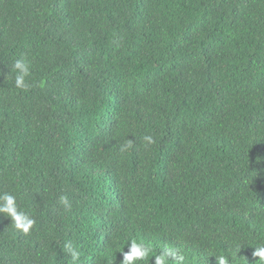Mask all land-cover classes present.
Returning <instances> with one entry per match:
<instances>
[{"label": "trees", "instance_id": "1", "mask_svg": "<svg viewBox=\"0 0 264 264\" xmlns=\"http://www.w3.org/2000/svg\"><path fill=\"white\" fill-rule=\"evenodd\" d=\"M3 193L0 264H261L264 0H0Z\"/></svg>", "mask_w": 264, "mask_h": 264}, {"label": "clouds", "instance_id": "2", "mask_svg": "<svg viewBox=\"0 0 264 264\" xmlns=\"http://www.w3.org/2000/svg\"><path fill=\"white\" fill-rule=\"evenodd\" d=\"M30 71V65L25 60L17 59L14 62L13 72L15 73L14 84L16 88L22 90H28L30 88V85L26 82V77L30 75ZM148 140L151 142L150 137ZM0 214L11 218L15 229L23 234H28L35 224L34 219L18 209L16 197L9 193L0 194ZM128 246L129 250L127 252H121L123 255L121 264H136V261H145L146 264H149V257H154V264H170V261L173 264H184L185 262V256L181 255L175 248L169 247L159 254H153L152 245L146 243L143 239H133ZM64 248L70 255L72 264H79L80 254L73 247L72 243H65ZM240 249L238 247L237 252ZM253 256L258 257L261 264H264V244L255 247ZM215 258L217 264H229L228 258L223 255Z\"/></svg>", "mask_w": 264, "mask_h": 264}]
</instances>
